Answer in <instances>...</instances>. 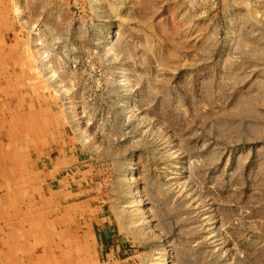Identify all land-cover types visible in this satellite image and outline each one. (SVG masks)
Here are the masks:
<instances>
[{
	"label": "rangeland",
	"instance_id": "374dc122",
	"mask_svg": "<svg viewBox=\"0 0 264 264\" xmlns=\"http://www.w3.org/2000/svg\"><path fill=\"white\" fill-rule=\"evenodd\" d=\"M22 3L70 92L66 174L93 180L99 250L264 264V0Z\"/></svg>",
	"mask_w": 264,
	"mask_h": 264
},
{
	"label": "bare ground",
	"instance_id": "6f19581e",
	"mask_svg": "<svg viewBox=\"0 0 264 264\" xmlns=\"http://www.w3.org/2000/svg\"><path fill=\"white\" fill-rule=\"evenodd\" d=\"M23 7L0 0V264H115L110 247L99 250L109 228L86 197L93 180L66 174L70 92Z\"/></svg>",
	"mask_w": 264,
	"mask_h": 264
}]
</instances>
